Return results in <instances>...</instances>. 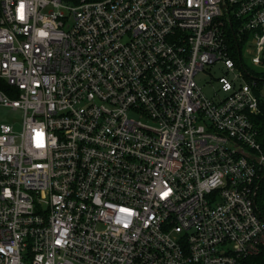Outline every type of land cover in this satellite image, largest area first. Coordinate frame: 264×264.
<instances>
[{"label": "built area", "instance_id": "built-area-1", "mask_svg": "<svg viewBox=\"0 0 264 264\" xmlns=\"http://www.w3.org/2000/svg\"><path fill=\"white\" fill-rule=\"evenodd\" d=\"M248 45L263 63L264 0H0V106L21 112L19 130L0 123V264L264 250Z\"/></svg>", "mask_w": 264, "mask_h": 264}, {"label": "trees", "instance_id": "trees-1", "mask_svg": "<svg viewBox=\"0 0 264 264\" xmlns=\"http://www.w3.org/2000/svg\"><path fill=\"white\" fill-rule=\"evenodd\" d=\"M241 44L234 37L230 38L231 55L238 64L241 61ZM264 63V60H263ZM264 79V72L259 73ZM254 123L257 129V139L260 143L262 152L264 153V102L259 107V112L253 116ZM256 204L260 215L264 218V180L258 188L256 195ZM245 264H264V250L255 256L246 259Z\"/></svg>", "mask_w": 264, "mask_h": 264}, {"label": "rangeland", "instance_id": "rangeland-1", "mask_svg": "<svg viewBox=\"0 0 264 264\" xmlns=\"http://www.w3.org/2000/svg\"><path fill=\"white\" fill-rule=\"evenodd\" d=\"M249 51H242V60L249 68L253 69L254 71L264 72V63L254 64L251 62V56L253 55V46L248 45ZM219 73H213L211 71L212 76H217ZM210 75L207 73L198 74L196 76L197 82L202 86L203 91L210 95L213 88H218V82L215 79H212L211 85L208 83L210 79ZM20 117L21 112L19 110H13L10 107L0 106V123H8L13 126L14 130L20 129Z\"/></svg>", "mask_w": 264, "mask_h": 264}, {"label": "water", "instance_id": "water-1", "mask_svg": "<svg viewBox=\"0 0 264 264\" xmlns=\"http://www.w3.org/2000/svg\"><path fill=\"white\" fill-rule=\"evenodd\" d=\"M263 58H264V53H263Z\"/></svg>", "mask_w": 264, "mask_h": 264}]
</instances>
